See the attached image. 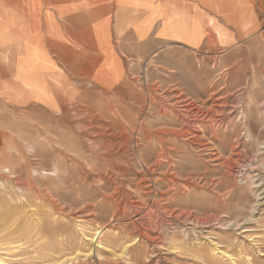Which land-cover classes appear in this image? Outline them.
I'll list each match as a JSON object with an SVG mask.
<instances>
[{
  "label": "rangeland",
  "instance_id": "374dc122",
  "mask_svg": "<svg viewBox=\"0 0 264 264\" xmlns=\"http://www.w3.org/2000/svg\"><path fill=\"white\" fill-rule=\"evenodd\" d=\"M232 42L125 55L117 85L18 111L0 264H264V5Z\"/></svg>",
  "mask_w": 264,
  "mask_h": 264
},
{
  "label": "crops",
  "instance_id": "0c3cea01",
  "mask_svg": "<svg viewBox=\"0 0 264 264\" xmlns=\"http://www.w3.org/2000/svg\"><path fill=\"white\" fill-rule=\"evenodd\" d=\"M261 5V0H0V150L18 111L28 106L57 111L60 88L70 94L76 86L117 85L125 55L147 56L169 44L194 53H228L252 21V7Z\"/></svg>",
  "mask_w": 264,
  "mask_h": 264
},
{
  "label": "bare ground",
  "instance_id": "6f19581e",
  "mask_svg": "<svg viewBox=\"0 0 264 264\" xmlns=\"http://www.w3.org/2000/svg\"><path fill=\"white\" fill-rule=\"evenodd\" d=\"M264 67V66H263ZM251 69V72L253 73V74H255V73H258V69H259V66H255V67H251L250 68ZM261 73L262 74H264V68H262L261 69ZM256 83H258V81H256L255 79H254V77L252 78V81H251V87H254V85L256 84ZM259 83L260 84H263V86H264V80H261V81H259ZM257 96V95H256ZM250 121V120H249ZM27 184V183H26ZM30 185V184H29ZM34 186V185H33ZM52 197V196H51ZM50 198V197H49ZM54 201H56V200H54ZM116 211V210H115ZM114 215V214H113ZM121 215V214H120ZM114 218V217H113ZM142 233V232H141Z\"/></svg>",
  "mask_w": 264,
  "mask_h": 264
}]
</instances>
